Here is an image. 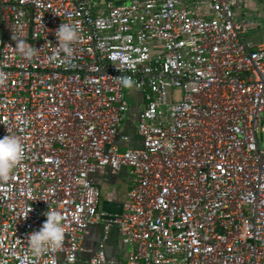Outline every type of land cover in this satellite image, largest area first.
<instances>
[{
	"label": "built area",
	"instance_id": "2783aa9c",
	"mask_svg": "<svg viewBox=\"0 0 264 264\" xmlns=\"http://www.w3.org/2000/svg\"><path fill=\"white\" fill-rule=\"evenodd\" d=\"M263 1L0 0V138L24 144L0 183V260L19 264L51 206L64 245L36 264L104 262L103 245L79 258L101 221L130 247L126 264H264V42L246 38ZM62 23L78 32L71 59ZM130 88L139 142L123 148ZM103 168L132 176L109 219L90 180Z\"/></svg>",
	"mask_w": 264,
	"mask_h": 264
},
{
	"label": "clouds",
	"instance_id": "9594fccd",
	"mask_svg": "<svg viewBox=\"0 0 264 264\" xmlns=\"http://www.w3.org/2000/svg\"><path fill=\"white\" fill-rule=\"evenodd\" d=\"M57 48L62 51L66 59L73 58L72 45L78 39L76 27L70 23H62L55 31ZM12 39L15 46L26 59L34 57L36 49L28 46L25 39L16 33ZM121 83L125 87L133 86L130 77H123ZM24 156V144L21 138L14 134H7L0 138V183L7 182L13 168ZM46 220L39 230L32 231L27 237V253L19 259V264H36L45 253L55 252L64 245L65 232L63 216L60 211L50 208L44 213ZM0 264L4 261L0 260ZM96 264H103L99 259Z\"/></svg>",
	"mask_w": 264,
	"mask_h": 264
},
{
	"label": "crops",
	"instance_id": "0c3cea01",
	"mask_svg": "<svg viewBox=\"0 0 264 264\" xmlns=\"http://www.w3.org/2000/svg\"><path fill=\"white\" fill-rule=\"evenodd\" d=\"M138 95L141 96L140 93ZM140 105L138 106V112H129L125 116V118H128L130 127L122 128V132L131 137V142H122L121 146L123 148L131 147L139 142L136 127L142 108ZM90 180L101 190V210L104 211L105 218L109 219L119 215L132 187V176L129 169L124 168L117 173H114L109 168L99 169L90 175ZM101 245H103L106 254V260L103 264H126L130 257V247L120 236L118 227L112 225L106 228V222L104 221L95 223L89 227L83 241V246L87 251L79 253L81 261L86 262L90 258L91 251L97 250Z\"/></svg>",
	"mask_w": 264,
	"mask_h": 264
},
{
	"label": "rangeland",
	"instance_id": "374dc122",
	"mask_svg": "<svg viewBox=\"0 0 264 264\" xmlns=\"http://www.w3.org/2000/svg\"><path fill=\"white\" fill-rule=\"evenodd\" d=\"M263 9H264V1H263ZM262 8V7H261ZM259 22H257V25L260 23V25L256 28L252 27L249 29V31L246 33V38L254 41L255 43H261L264 42V16L260 15L258 17ZM130 93L128 94L127 100L129 104V111L127 112L126 116L129 114V112H138V106L142 102L141 96L138 95L139 93L135 90H132L131 88L128 89ZM176 96H179V93L176 92ZM169 99L171 100V93H169ZM263 119L259 122V127L257 131V136L260 142V145L264 148V115L262 116ZM128 118L126 117L123 122V129L125 127H130L128 124ZM123 129L121 131H123ZM136 133V131H134Z\"/></svg>",
	"mask_w": 264,
	"mask_h": 264
}]
</instances>
